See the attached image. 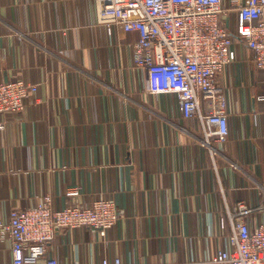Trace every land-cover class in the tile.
<instances>
[{"label": "crops", "instance_id": "obj_1", "mask_svg": "<svg viewBox=\"0 0 264 264\" xmlns=\"http://www.w3.org/2000/svg\"><path fill=\"white\" fill-rule=\"evenodd\" d=\"M238 2L224 0L232 24ZM138 40L100 24L95 0H0V84H39L0 129L1 216L99 195L120 211L107 243L94 231L57 232L48 247L62 264H214L231 232L227 209L244 202L255 209L250 227L264 223V74L254 52L238 44L220 74L230 135L206 147L176 96L149 92L148 72L134 65ZM73 188L81 194L68 197ZM11 257L12 240L0 238V264Z\"/></svg>", "mask_w": 264, "mask_h": 264}, {"label": "built area", "instance_id": "obj_2", "mask_svg": "<svg viewBox=\"0 0 264 264\" xmlns=\"http://www.w3.org/2000/svg\"><path fill=\"white\" fill-rule=\"evenodd\" d=\"M239 1V20L232 24L224 0H95L100 24L139 35L134 65L148 72L149 92L176 96L184 117L199 119L206 147L214 138L225 143L230 135L217 80L238 60V44L254 52L257 71L264 74V0ZM38 89L39 84L24 80L0 84L1 130L6 129L8 116L27 109ZM259 100L264 101V96ZM80 194L79 188H73L67 196ZM254 210L244 202L237 204L235 213L227 209L231 232L214 264H264V223L252 229L248 222ZM119 220L117 204L101 195L88 204L70 203L60 209H53L47 198L12 210L8 220L0 214V238L12 240V257L4 264H62L48 247L57 232L94 231L107 243L108 232ZM221 227L227 229L224 218ZM100 264L125 263L120 257H105Z\"/></svg>", "mask_w": 264, "mask_h": 264}]
</instances>
